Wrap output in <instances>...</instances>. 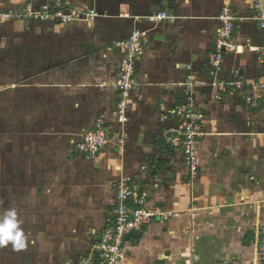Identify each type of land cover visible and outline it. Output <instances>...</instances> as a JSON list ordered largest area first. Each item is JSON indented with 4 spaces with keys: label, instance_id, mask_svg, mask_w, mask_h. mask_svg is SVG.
<instances>
[{
    "label": "crops",
    "instance_id": "1",
    "mask_svg": "<svg viewBox=\"0 0 264 264\" xmlns=\"http://www.w3.org/2000/svg\"><path fill=\"white\" fill-rule=\"evenodd\" d=\"M21 1L0 0V7ZM72 1L94 9L97 16L65 24L0 19V29L15 34L6 47L18 48L27 60L20 64L21 78L33 76L25 86L32 90L30 103L20 93L11 112L20 127L40 121L37 126L44 131L51 122L50 129L57 130L48 139L50 145L33 149L50 148L56 154L54 147L66 144L71 134H84L100 116L111 133L94 161L76 153L58 167L59 174L45 176L54 188L49 196L39 193L45 219L36 230L42 239H31V247L38 257L46 256V264H74L75 255L90 249L92 233L105 225L116 182L129 178L148 188L150 203L162 202L173 215L127 238L118 264L251 260L256 250L252 238L264 233V41L250 18L251 0ZM224 5L245 18L234 29L236 51L213 71L208 53ZM161 10L171 18L147 20ZM27 25L34 34L23 37ZM133 29L145 33L144 48L135 69L138 85L125 109L127 121L120 123L115 118L121 57L116 43ZM235 70L243 75V90L216 99V82L229 79ZM189 98L201 114L202 130L195 144L200 170L192 180L180 151L162 137L173 121V107ZM153 163L159 172L151 178ZM258 255L262 260L256 264H264V255ZM31 264H37L34 257Z\"/></svg>",
    "mask_w": 264,
    "mask_h": 264
},
{
    "label": "built area",
    "instance_id": "2",
    "mask_svg": "<svg viewBox=\"0 0 264 264\" xmlns=\"http://www.w3.org/2000/svg\"><path fill=\"white\" fill-rule=\"evenodd\" d=\"M97 12L74 3L72 0H22L21 4L7 8L0 7V19L23 21L29 23H71L74 21L89 22ZM171 18L165 10L147 17L150 22ZM245 17L233 12L224 5L219 14V26L216 30L211 49L208 53V64L213 71L221 67L223 57L236 51L234 29ZM263 35L264 41V0H251V15ZM143 31L133 29L129 36L116 43L121 52L118 67L116 88L118 98L115 104V118L125 123V109L133 96L138 82L135 75L137 61L144 48ZM264 54V48L262 51ZM217 98L226 92L241 91L244 88L243 75L235 70L229 79L216 82ZM250 104L254 99L246 97ZM173 121L162 131V137L167 145L180 151L183 163L189 172H195L198 167V157L195 144L202 135L200 128L201 114L196 110L194 102L189 98L176 104L171 111ZM166 115L162 116V119ZM110 130L103 118L97 117L90 129L76 142L75 150L88 161H94L101 150L111 140ZM115 203L105 218V225L99 232L92 233L90 249L79 256L76 264H118L123 256L124 243L134 234H140L149 224L163 219L161 208L150 203V192L141 182L135 183L121 179L115 184ZM256 249L264 255V233H258Z\"/></svg>",
    "mask_w": 264,
    "mask_h": 264
},
{
    "label": "rangeland",
    "instance_id": "3",
    "mask_svg": "<svg viewBox=\"0 0 264 264\" xmlns=\"http://www.w3.org/2000/svg\"><path fill=\"white\" fill-rule=\"evenodd\" d=\"M6 31L5 29H0V217L9 210L14 209L16 211L17 219L21 222L20 228L23 232L25 246L23 248H17L12 242L0 245V264H31L32 257L36 259L37 264H42L46 260V256L38 257L39 251L35 250L30 245L31 239L35 241H37L36 239L38 237L39 240L42 239L40 234L36 232L37 228L42 225V218L45 215L42 212L43 208L41 206L45 204L39 193L42 195H51L54 186L53 184L45 183V176L59 174L62 171H60V168H62L61 164H66V160L69 158L73 159L71 156H77L75 142L83 134L80 135V132H77L78 135L71 134L70 138H67L66 144L61 143L59 147H54L59 149V152L56 154L52 152L50 148L43 150L41 147H36L33 149V146H37V144L45 145V143H47V145H50L48 139H50L57 130L54 128L50 129V127L53 126L51 122L46 130L49 129L44 131L43 126H37L40 121H36L32 127H26V124L20 127V122L17 120L15 112H11L12 109L14 110V107H17L16 103L19 100L20 93L24 98L25 94H27V101H30L29 97L33 96L32 90H27L25 88L30 85L33 76L26 73L25 76L21 78V74H19L20 64L23 61L26 63L27 60H22L18 48L14 50V48L6 47L13 44V41H15L13 38L15 34L11 33V31ZM19 34L20 33H18V35ZM26 34H34L30 25H27L26 33L24 32L21 35L26 37ZM21 35L19 37H21ZM12 75L15 76L16 80L11 78ZM22 83L24 87L21 91L19 86H21ZM15 85L19 87V90L13 92L7 91V88H11V86ZM9 97L10 99H8ZM216 99L219 98L216 97ZM34 109L36 110L37 107H34ZM15 110H17V108ZM16 123H19V126ZM57 124L60 127V124ZM53 160L56 162H53ZM56 164H58L57 167ZM155 164L156 163H153V165ZM59 166L60 168L58 169ZM47 168L48 171H46ZM54 168L56 169L54 170ZM199 170L198 163L195 172L187 173L188 178L192 180ZM158 172L159 169H157L156 165L153 168L150 166L148 169V174L150 173L151 178H154V175ZM64 176L65 175L62 177ZM54 185H56V183H54ZM160 203L151 204L161 208L164 214L163 219L161 218L157 221H164L170 218L173 212L168 211L162 206L163 203ZM111 210L112 206L111 208L109 207L108 211ZM259 236V234H255V239L252 238V243L256 244ZM246 243L249 244L248 239ZM257 252L256 249L255 256L251 258V260L246 261V263L242 262L243 260L239 258H232L228 260L227 264L259 263L258 261L262 260V258L258 255L259 252ZM80 255H78V257L77 255L74 256V264L77 263ZM43 264H46V262Z\"/></svg>",
    "mask_w": 264,
    "mask_h": 264
},
{
    "label": "clouds",
    "instance_id": "4",
    "mask_svg": "<svg viewBox=\"0 0 264 264\" xmlns=\"http://www.w3.org/2000/svg\"><path fill=\"white\" fill-rule=\"evenodd\" d=\"M20 223L14 209L7 211L0 217V245L12 242L17 248H23L25 246Z\"/></svg>",
    "mask_w": 264,
    "mask_h": 264
},
{
    "label": "trees",
    "instance_id": "5",
    "mask_svg": "<svg viewBox=\"0 0 264 264\" xmlns=\"http://www.w3.org/2000/svg\"><path fill=\"white\" fill-rule=\"evenodd\" d=\"M17 125H19V123H16ZM168 146V145H167Z\"/></svg>",
    "mask_w": 264,
    "mask_h": 264
}]
</instances>
